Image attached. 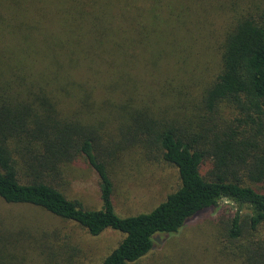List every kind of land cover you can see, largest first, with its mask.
Instances as JSON below:
<instances>
[{
  "label": "trees",
  "instance_id": "obj_1",
  "mask_svg": "<svg viewBox=\"0 0 264 264\" xmlns=\"http://www.w3.org/2000/svg\"><path fill=\"white\" fill-rule=\"evenodd\" d=\"M80 164L98 208L70 195ZM159 165L173 190L119 215L122 174ZM263 189L264 0H0V264H82L68 232L21 207L116 231L99 264H139L222 201L236 211L195 264H264Z\"/></svg>",
  "mask_w": 264,
  "mask_h": 264
},
{
  "label": "rangeland",
  "instance_id": "obj_2",
  "mask_svg": "<svg viewBox=\"0 0 264 264\" xmlns=\"http://www.w3.org/2000/svg\"><path fill=\"white\" fill-rule=\"evenodd\" d=\"M174 68L164 67L162 71H167L165 75H168L173 73ZM75 172L77 174L72 182L70 195L80 199L89 208H98L100 204L96 173L85 164H80ZM121 178L122 187L116 191L115 207L119 213L116 212L123 216L151 210L177 183L175 169L167 165L134 168L123 173ZM0 208L6 212L10 209L1 201ZM236 208V204L222 201L218 208L206 209L190 219L177 234L159 235L151 253L139 264H159L165 255L174 257L176 254L185 255L183 264L211 261V255L207 254L206 250L214 246V227L219 219L235 212ZM19 210L21 213L36 215L39 218L35 219L38 223L57 226L68 232L73 245L83 253L81 260L80 257H76L82 264H99L121 239V234L111 230L98 237H92L80 227L65 223L39 209L21 207ZM33 259H26L23 264H37Z\"/></svg>",
  "mask_w": 264,
  "mask_h": 264
}]
</instances>
